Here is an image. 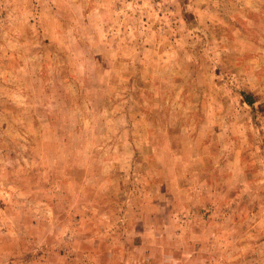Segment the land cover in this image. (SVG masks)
I'll use <instances>...</instances> for the list:
<instances>
[{
    "label": "rangeland",
    "instance_id": "rangeland-1",
    "mask_svg": "<svg viewBox=\"0 0 264 264\" xmlns=\"http://www.w3.org/2000/svg\"><path fill=\"white\" fill-rule=\"evenodd\" d=\"M0 264H264V0H0Z\"/></svg>",
    "mask_w": 264,
    "mask_h": 264
},
{
    "label": "trees",
    "instance_id": "trees-1",
    "mask_svg": "<svg viewBox=\"0 0 264 264\" xmlns=\"http://www.w3.org/2000/svg\"><path fill=\"white\" fill-rule=\"evenodd\" d=\"M243 95V101L247 104V105H251L253 103V100L250 99V96L247 94L242 93Z\"/></svg>",
    "mask_w": 264,
    "mask_h": 264
}]
</instances>
